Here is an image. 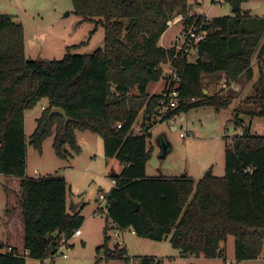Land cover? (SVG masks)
Wrapping results in <instances>:
<instances>
[{
  "label": "trees",
  "instance_id": "obj_1",
  "mask_svg": "<svg viewBox=\"0 0 264 264\" xmlns=\"http://www.w3.org/2000/svg\"><path fill=\"white\" fill-rule=\"evenodd\" d=\"M236 0H225L232 3ZM242 2L243 0H239ZM73 12L81 21L102 25L103 46L90 53H67L60 60L28 58L24 52V28L12 15L0 14V174L18 178L19 205L23 221V248L0 253V264H28L56 251L60 239L79 229L82 216L69 212L66 181L59 176L26 175L25 111L41 98L48 105L35 118L29 142L41 152L44 139L53 136L57 156L71 155L68 145L78 152L75 130L99 134L106 157L122 164L112 175L114 186L106 194L107 217L119 228H131L137 236L162 240L185 257L213 259L225 253L224 244L234 236L236 260L264 257V135L249 129L233 136L225 147V173L206 174L194 181L145 173L151 149L147 148L149 129L156 116L161 93L149 94L147 86L163 76L161 65L170 62L180 76L179 104L163 118L193 107L208 105L227 108L228 95L203 92L205 74L223 73L230 81L245 74L252 77L251 58L264 57V17L250 18L248 11L210 20L189 13L188 0H71ZM182 16V26L201 24L209 31L197 45L198 57L189 62L174 46L164 48L159 38L170 21ZM249 21L251 23H249ZM253 86L254 94L245 98L254 105L239 113L264 117V71ZM136 88L135 98H128ZM139 98L137 108L131 103ZM193 99V100H192ZM61 107L69 117L55 113ZM144 107V133H133L138 109ZM121 127L116 128V124ZM130 200L138 203L136 209ZM105 225V243L108 239ZM58 231L56 238L53 232ZM104 254L127 261L125 248ZM2 248V245H0ZM140 264H160L153 256L138 258ZM197 264V263H190Z\"/></svg>",
  "mask_w": 264,
  "mask_h": 264
},
{
  "label": "rangeland",
  "instance_id": "obj_2",
  "mask_svg": "<svg viewBox=\"0 0 264 264\" xmlns=\"http://www.w3.org/2000/svg\"><path fill=\"white\" fill-rule=\"evenodd\" d=\"M193 15L205 19L234 16L231 6L225 0H188ZM248 11L250 18L264 17V0H243L240 2V13ZM12 15L24 28V52L28 58L60 60L67 53H90L103 46L104 29L102 25L95 28L90 21H81L73 12L71 0H0V14ZM183 19L171 21L159 38L158 44L164 48L172 47L182 29ZM249 23H251L249 21ZM264 41V36L259 42ZM259 66L264 71V57L259 60L257 51L252 55V77L240 75L230 89L221 87L223 73L205 74L202 78L203 88L207 94L226 96L234 90L233 100L227 108L217 110L213 106L203 105L181 111L175 120H163L151 116L153 121L149 129L147 148L151 149L146 162L145 173L149 177L186 175L194 181L206 174L221 177L225 173L224 151L233 136L249 129L251 134L264 135V117L239 113L233 109L242 106L244 109L254 105L246 102L247 96L254 94L253 86L260 75ZM167 67H164V70ZM166 85L163 76L152 81L147 87L151 94L161 93ZM136 88H132L128 98H135ZM136 98L131 103L137 108ZM48 105L46 98H41L26 113V172L30 177L59 176L66 181V199L78 205L75 211L82 216L79 226L81 234L71 235L66 239L68 247L63 248L62 255H56L51 261L41 263L28 260V264H124L116 255L103 254L99 251L104 244L109 251L119 246L125 248L129 258L153 256L160 259V264H264L263 254L257 258L236 260L234 253V236L229 235L224 244L225 253L213 259L197 258L188 255L186 258L169 241V237L153 240L137 236L131 228L116 235L117 227L107 217V205L102 202L100 194H107L114 186L112 175L120 173L123 164L115 157L104 155L103 142L99 134L88 130H75L78 152L74 153L68 145L65 148L71 155L66 159L56 155L52 147L53 136L42 142L38 152L29 142L30 134L35 127V118ZM141 109V108H140ZM138 109L137 117L131 126L135 134L142 132L143 110ZM170 123H173L170 125ZM166 152L163 154V146ZM20 187L17 177L0 174V243L1 251L7 250V242L18 252H23V221L19 205ZM73 213V212H72ZM13 218V233L10 232L8 220ZM107 225L106 243L104 228ZM50 254L47 256L49 257Z\"/></svg>",
  "mask_w": 264,
  "mask_h": 264
},
{
  "label": "built area",
  "instance_id": "obj_3",
  "mask_svg": "<svg viewBox=\"0 0 264 264\" xmlns=\"http://www.w3.org/2000/svg\"><path fill=\"white\" fill-rule=\"evenodd\" d=\"M182 19V16H179L177 18L178 20ZM206 19V18H205ZM173 21H177L176 18ZM171 22V21H170ZM169 22V23H170ZM204 22L201 24H195L192 23L188 26H183L179 35L176 36L175 41L173 43V46L176 48V50H180L182 55L187 59L189 62H194L196 58L198 57L197 54V45L204 41L207 36L209 31L203 28ZM162 70H163V76L166 78V85L164 89L161 92L162 98L160 99L158 105L155 108L156 116L159 117L160 119H163L169 114V110L175 108L179 104V87H180V76L178 75L177 68L172 66L170 62L161 65ZM164 67H167L164 70ZM221 81V87L230 89L233 87L234 82L236 81H230L225 78L223 75V78L220 80ZM193 100V99H192ZM175 116V115H174ZM174 116H169L166 120H175ZM173 123H170L172 125ZM121 127V123L116 124V128ZM143 130L141 133H144L145 127L142 125ZM112 184H115V180H111ZM100 198L102 199V202H105L107 205L106 201V194H100ZM124 233V229L117 227V231H115L116 235H120ZM81 234L80 229H77L73 232V235L78 236ZM68 247V243L66 239L62 238L59 241V244L56 247V251L52 254H50L49 257H45L42 260H38L41 263H46L51 261L56 255H62V257H66V254H62V249ZM120 248V246L118 247ZM11 250V247L8 248V251ZM27 255L28 252L26 253H20ZM124 264H140V261L138 258H127V261ZM226 264H232L231 262H227Z\"/></svg>",
  "mask_w": 264,
  "mask_h": 264
},
{
  "label": "water",
  "instance_id": "obj_4",
  "mask_svg": "<svg viewBox=\"0 0 264 264\" xmlns=\"http://www.w3.org/2000/svg\"><path fill=\"white\" fill-rule=\"evenodd\" d=\"M230 6H231V11L232 12L240 11V1L239 0H236V1L232 2V3H230ZM189 8H192L191 3L189 4ZM203 92L207 93V89L204 88ZM55 113L61 115L64 118L65 122L69 121V117L66 115V112L64 111L63 108H61V107H53L50 110V114H55ZM162 146H163V154H162V156H164V154L166 152L165 143H163ZM130 203H131V205L133 206L134 209H136L138 207V203L137 202L130 200ZM67 209L69 211H71V212H74V210H75V208H71L70 205L67 207ZM52 235H53L54 238H56L57 235H58V231L56 230L55 232H53ZM104 253H105V249H101L99 251L100 255H103Z\"/></svg>",
  "mask_w": 264,
  "mask_h": 264
},
{
  "label": "crops",
  "instance_id": "obj_5",
  "mask_svg": "<svg viewBox=\"0 0 264 264\" xmlns=\"http://www.w3.org/2000/svg\"><path fill=\"white\" fill-rule=\"evenodd\" d=\"M177 18H179V16L178 17H176V20H178ZM171 44H172V46H173V41H171L170 42ZM169 48V47H168ZM164 77V76H163ZM148 87V86H147ZM147 91V90H146ZM148 92V91H147ZM136 94H137V91L135 92ZM149 93V92H148ZM149 94H151V93H149ZM143 108L144 107H142L141 109L143 110ZM140 109V110H141ZM139 112V111H138ZM25 122H26V113L24 114V131H25V126H26V124H25ZM26 175L27 176H29L28 174H27V172H26ZM30 177V176H29ZM66 202H67V199H66ZM77 206L78 205H75L72 201H71V203H70V207L71 208H75V210L77 209ZM67 207H68V203H67ZM75 210H74V212H75ZM69 211V210H68ZM69 212H71V211H69ZM72 213V212H71ZM13 223H14V220H13V218L12 217H10V219L8 220V226H9V229H10V232L11 233H13V228H12V226H13ZM7 244V250L6 251H8V248H10V247H13V248H15L14 246H12V245H10V243L9 242H7L6 243ZM0 245H2L1 243H0ZM2 249V248H1ZM3 250V249H2ZM6 251H1V252H6ZM27 251L26 250H23V252H20V253H26ZM190 256H193V255H190ZM187 256H185V258H186ZM206 259V258H205Z\"/></svg>",
  "mask_w": 264,
  "mask_h": 264
}]
</instances>
